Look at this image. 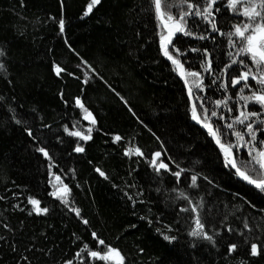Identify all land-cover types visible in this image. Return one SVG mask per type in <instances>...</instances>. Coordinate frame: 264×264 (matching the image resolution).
I'll list each match as a JSON object with an SVG mask.
<instances>
[{"label": "trees", "instance_id": "trees-1", "mask_svg": "<svg viewBox=\"0 0 264 264\" xmlns=\"http://www.w3.org/2000/svg\"><path fill=\"white\" fill-rule=\"evenodd\" d=\"M89 2L64 0L61 8L60 0H0V47L6 50L0 59L7 65V71L0 72V96L4 98L0 100V196L4 197L0 200V236L5 237L0 241V264H65L69 259L74 264H82L83 259L87 264H109L88 257L87 251L76 257L85 243L100 250L93 231L106 244L121 249L126 264H264V255L252 257L250 246L231 256L224 254L223 246L219 251L207 243L191 246L187 231L193 225V214L180 211L190 207L179 195L181 190L192 203L203 201L202 213L210 232L228 224L240 229L242 219L248 218L254 234L262 239L264 233L255 225H264V194L225 166L214 138L194 123L186 87L162 54V30L157 27L154 4L149 0H101L85 16ZM61 17L64 32L59 29ZM234 22L229 12L222 11L219 23L224 31ZM198 24L192 25L193 31L206 35L211 31L205 22ZM177 46L182 51L208 47L218 58L214 66L229 62V51L235 54L227 38L218 33L215 41L180 36ZM175 55L186 69L191 65L192 70L203 73L199 67L202 55ZM53 62L66 69L61 76L55 75ZM203 75L209 85L214 77ZM216 75H220L219 69ZM201 94L210 110L216 108V99L227 95L217 85L197 93ZM76 96L97 120L90 141L63 132L64 124L76 130L75 124L85 133L90 125L74 102ZM13 111L21 124L12 119ZM224 113L227 122L236 114L226 109ZM43 124L51 127L42 128ZM25 127L33 128L36 140L27 135ZM117 134L123 138L119 142L114 139ZM57 135L63 143L56 140ZM227 140L234 142L235 137L228 134L222 142ZM40 141L51 145L55 161L51 170L49 161L35 150ZM77 142L85 148L83 153L73 151ZM136 146L144 157L135 152L124 154L126 147ZM155 151L162 152V158L171 156L185 169L179 183L171 173H156L150 166ZM235 151L238 166L251 173L254 165L246 163L250 159L247 152ZM165 162L173 171L179 170L171 161ZM97 167L107 179L95 171ZM51 173L61 174L63 183L71 188L68 206L50 195L57 184ZM194 174L198 176L196 188L189 187ZM28 195L41 199V206L49 207L50 212L29 215L27 210L21 211L33 207L27 203ZM17 203L20 208H15ZM73 207L81 209L88 225L70 210ZM5 223L12 231L3 227ZM162 234L179 239L170 243Z\"/></svg>", "mask_w": 264, "mask_h": 264}, {"label": "snow or ice", "instance_id": "snow-or-ice-1", "mask_svg": "<svg viewBox=\"0 0 264 264\" xmlns=\"http://www.w3.org/2000/svg\"><path fill=\"white\" fill-rule=\"evenodd\" d=\"M100 3L101 0H90L84 15H89L93 11V8ZM149 4H154L155 19L158 22L157 27L162 30L159 36L162 54L175 66V70L183 78L188 96L192 100V119L201 123L208 134L214 138L215 143L223 154L225 166L234 169L237 176L264 194V139L260 138L264 137V0H226V3L225 0H149ZM60 5L61 8L64 7V0H60ZM149 11H151V8ZM222 11L229 12L230 16L236 19V22L230 25L228 31H224L219 23ZM53 19L56 18L53 17ZM198 21L205 22L211 29L207 35L204 32L198 33L193 31L192 25L195 24L199 27ZM58 24L60 32H64L65 20L63 17L58 20ZM217 33L227 38L230 49H235V54L232 51L228 52L229 62L227 63L220 61L214 66V61L218 60V58L214 57L213 52L208 47H193L182 51L181 47L177 46L180 36H195L199 40L211 38L215 41ZM185 52H194L204 57L199 67L203 70V73H208L214 77L209 85H205V76L201 71L192 70L191 65L186 69L185 62L178 58V55H175L179 54L182 56ZM233 55L235 58H233ZM4 56H6V50L0 47V57ZM220 63L223 64V67H220ZM83 64L91 68L88 61L83 60ZM217 69L220 72L218 76L216 75ZM53 70L56 76H61L66 71L65 68L55 62H53ZM6 71L7 65L5 61L0 59V72ZM9 82L11 83V81ZM84 83H88V80L85 79ZM211 85H217L218 89L227 93L222 99L214 101L216 108L212 110L205 104L207 98L202 94L197 95L202 89L206 90ZM194 88L196 91H194ZM3 99L0 96V100ZM61 99H64L63 92H61ZM121 99L123 100V97ZM229 101H233V103L230 104ZM74 102L76 106L83 110V119L90 121V125L85 133V131L79 130L75 124L73 128L76 130H70L69 125L64 124L63 132L67 133L70 137L79 138L80 141H90L93 138L92 126L96 125L97 120L89 108L85 106L80 96H76ZM124 102L127 103V101ZM64 103L68 104V101L64 100ZM257 106L259 110H250V108ZM198 108L200 111H198ZM225 109L229 113H236L231 117V122H227L229 118L224 113ZM213 118L217 119L213 120ZM12 119L15 120L16 124L22 123L21 120L15 118L14 111ZM221 121L224 123H221ZM50 127L51 125H42V128ZM25 131L30 138L33 140L37 139L34 136L32 127H25ZM228 134L235 137L234 142L232 140L222 142L226 140ZM114 139L119 142L123 138L117 134ZM56 140L60 143L64 142L59 135L56 136ZM157 140H159V137H157ZM50 148L51 145L40 141L39 146L35 149L49 161V170L52 169L55 163L53 154L50 153ZM237 149L247 152V156L250 159L246 163L254 165L251 173L247 170H242L241 166H238V158L235 151ZM73 151L75 153H83L85 148L81 143L77 142ZM133 152L139 157L145 156V153L139 146L134 148L126 147L124 150L126 156H131ZM162 157L163 154L160 151L152 153L149 161L150 166L154 168L156 173H160L161 171L171 173L176 182L179 183L185 169L180 168V165L172 160L171 156ZM165 159L175 164L179 170L173 171L170 164L165 162ZM72 171L74 172L75 170L73 169ZM95 171L107 179L106 173L99 167ZM51 174L55 176L57 184L53 185L55 190L50 195L68 206L70 204L68 197L71 193V188L67 183H63L61 174ZM203 179L208 180V177L205 176ZM197 181L198 176L192 175L189 187H198ZM49 183H52V181H49ZM61 184L62 187L59 186ZM156 191L160 192L161 189L157 188ZM173 191H177V189L173 188ZM14 195L18 196L19 194L14 193ZM179 195L184 197L190 204V207H183L180 211L193 214L190 217L193 225H190L187 231V235L191 237V246L193 248L198 247L199 244L207 243L211 248L219 251V248L223 246L225 248L224 254L231 256L238 253L242 248L250 246V255L252 257L264 255V239L260 235L254 234V227L250 225L248 218L242 219L243 227L240 229L228 224L225 229H213L210 232L206 227V218L202 213V209L204 208L203 201L200 204L192 203L182 190L179 192ZM2 199L4 197L0 196V200ZM26 199L27 203L33 207L31 209H21V211L27 210L29 215L33 213L46 215L50 212L49 207L41 206V199L36 198L35 195H28ZM252 207H255V205L253 204ZM15 208H20V204L17 203ZM70 210L82 219L84 225L89 224V221L82 217L80 208L73 207ZM3 227L12 231L10 225L7 223L3 224ZM255 228H259L264 233V225L257 224ZM225 232L228 234L227 236H225ZM91 235L98 245L101 246L100 250H92L85 243L80 251L76 253V257H81L82 253L87 251L88 257L98 259V261H107L109 264H126V256L122 253L121 249L111 244H106V241L99 238L95 231ZM162 235L163 239L170 243L179 239L177 235ZM232 236H236L238 239L233 240ZM4 239L5 237L0 236V241ZM15 250V247H13V251ZM140 251H143V249ZM22 259L28 261L27 256H23ZM65 264H74V261L69 259L65 261ZM82 264H87V259H83ZM241 264H244V262L241 261Z\"/></svg>", "mask_w": 264, "mask_h": 264}, {"label": "water", "instance_id": "water-1", "mask_svg": "<svg viewBox=\"0 0 264 264\" xmlns=\"http://www.w3.org/2000/svg\"><path fill=\"white\" fill-rule=\"evenodd\" d=\"M166 32V31H165ZM171 49V48H170ZM162 51V50H161ZM165 59H167L166 57H164ZM180 79H181V81L183 82V84H184V80H183V78L180 76ZM185 85V84H184ZM186 87V86H185ZM186 89H187V87H186ZM189 100H190V104H192V100L189 98ZM192 116V115H191ZM194 121V123L195 124H197L198 126H200L203 130H205V131H207L203 126H202V124L201 123H199V122H197L196 120H193ZM217 145V144H216ZM218 146V145H217ZM219 147V146H218ZM234 170V169H233ZM234 172H235V170H234ZM239 177V176H238ZM239 179L242 181V182H245V183H247L246 181H244L243 179H241L240 177H239ZM247 184H249V183H247ZM249 185H251V184H249ZM252 186V185H251ZM254 187V186H253Z\"/></svg>", "mask_w": 264, "mask_h": 264}, {"label": "rangeland", "instance_id": "rangeland-1", "mask_svg": "<svg viewBox=\"0 0 264 264\" xmlns=\"http://www.w3.org/2000/svg\"><path fill=\"white\" fill-rule=\"evenodd\" d=\"M220 38H222V36H220ZM80 69L83 71L84 70V68L82 67V66H80ZM187 90V89H186Z\"/></svg>", "mask_w": 264, "mask_h": 264}]
</instances>
